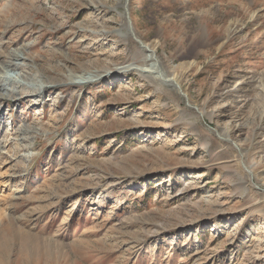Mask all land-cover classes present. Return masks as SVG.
Listing matches in <instances>:
<instances>
[{
    "label": "rangeland",
    "instance_id": "374dc122",
    "mask_svg": "<svg viewBox=\"0 0 264 264\" xmlns=\"http://www.w3.org/2000/svg\"><path fill=\"white\" fill-rule=\"evenodd\" d=\"M124 1L0 0V54L58 81L0 106V264H264V0ZM125 22L202 116L122 69Z\"/></svg>",
    "mask_w": 264,
    "mask_h": 264
},
{
    "label": "bare ground",
    "instance_id": "6f19581e",
    "mask_svg": "<svg viewBox=\"0 0 264 264\" xmlns=\"http://www.w3.org/2000/svg\"><path fill=\"white\" fill-rule=\"evenodd\" d=\"M124 5H125V3L122 4V6H124ZM120 17L121 18L123 17L124 20H126L125 14H121ZM116 33L119 37H121L123 39H128L133 34V36L137 39L136 41H138L141 45L139 47V49L145 53V58L143 60L142 65L141 64L140 65H135V64L130 65L129 64L127 67H124L122 69H124L126 71H135L141 77L146 78L147 80L150 79L155 83H159L160 85H163L165 87H168V88L174 90L183 99H185L184 96H186V95L182 92L181 87L178 84V82L176 81L175 77L173 75L166 74L165 72L162 71V69H161L162 66L160 67V64L158 63V58H157L155 50L150 48L148 45L144 44L141 40H139L137 38V36L135 35L134 31H132V34H131V31H130L128 25L126 24V22L121 25V28L119 30H117ZM18 53L19 52L14 53V51H11V53H4L2 55L0 54V106L1 105H7L10 102L19 103V104L27 103V98L23 97V93H20V91H23L24 89L28 90V93H30L32 95L41 96L43 93L48 91L46 89H50L48 87H50L51 85L58 84V81H54V80L50 79L51 77L49 78L48 76H45L42 73L36 74V75L30 77L31 74L26 72L28 70L26 68H28V67H25L22 63H20V61H22L23 58H21V56L17 55ZM29 69H30V67H29ZM7 70L12 71L13 73L21 71V73L24 72L26 74H24V73L23 74H17L18 76L16 77L15 74L13 75L11 73H7L6 72ZM30 71H32V70L30 69ZM70 72H71L70 74H67L64 76V81L67 82V84H69V85H74V84H76V85L80 84L81 85L83 83L96 82V81H98L99 78L102 79L106 76V74L102 75V76H98V75L97 76L96 75L95 76H86V75L84 76V74H77L76 75L72 71H70ZM112 73L116 74V73H120V71L117 69V70L112 71ZM27 77H30L33 81L28 82L27 80H29V79H27ZM23 81H25V83ZM30 83H31V85H30ZM6 86H8L9 89H6ZM22 86H24V87L22 88ZM25 86H27V87H25ZM186 99H187V96H186ZM1 119H2V116L0 115V121H1ZM34 130H37V129H35V127L33 128V127L25 126L23 123H21L14 130V135H15V139H14L15 141L14 142L17 143V145H19L21 142L25 143V145L31 144L33 141L32 140L33 136H31V134L36 133V131H34ZM219 135H221V136H219ZM218 137L220 139H223L225 142H227L229 136H228L227 132L223 131L221 134H218ZM1 145H2V140L0 141V146ZM1 149H2V147H0V154H1ZM237 151H238L239 155H238L237 159H235V160H236L237 164L241 166L243 172L246 175V179H247L246 180L245 177L242 178L243 184H246L247 186H250V184H251V186L255 185L253 183V175H252L250 167L246 166L244 164L243 154L239 151V149H237Z\"/></svg>",
    "mask_w": 264,
    "mask_h": 264
},
{
    "label": "water",
    "instance_id": "95a60500",
    "mask_svg": "<svg viewBox=\"0 0 264 264\" xmlns=\"http://www.w3.org/2000/svg\"><path fill=\"white\" fill-rule=\"evenodd\" d=\"M125 2V5H124V7H123V11H124V14H126V19L128 20V22H129V25H130V20H129V6H128V2H129V0H125L124 1ZM129 27V29H130V31H131V34H132V27L131 26H128ZM132 36H133V34H132ZM138 42V41H137ZM139 43V42H138ZM184 98H185V105L187 106V107H189V108H192V109H194L195 111H197V108L196 107H192V106H190L189 105V103H188V100L186 99V96H184ZM198 112V111H197ZM198 114L200 115V116H202V114L200 113V112H198Z\"/></svg>",
    "mask_w": 264,
    "mask_h": 264
}]
</instances>
